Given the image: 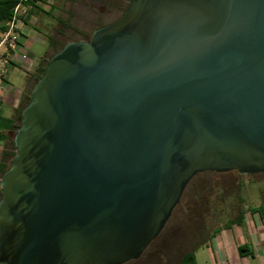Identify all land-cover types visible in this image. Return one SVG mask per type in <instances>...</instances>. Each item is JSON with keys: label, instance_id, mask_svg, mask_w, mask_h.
<instances>
[{"label": "water", "instance_id": "1", "mask_svg": "<svg viewBox=\"0 0 264 264\" xmlns=\"http://www.w3.org/2000/svg\"><path fill=\"white\" fill-rule=\"evenodd\" d=\"M0 182V264H125L195 176L264 173V0H130L54 54Z\"/></svg>", "mask_w": 264, "mask_h": 264}, {"label": "rangeland", "instance_id": "2", "mask_svg": "<svg viewBox=\"0 0 264 264\" xmlns=\"http://www.w3.org/2000/svg\"><path fill=\"white\" fill-rule=\"evenodd\" d=\"M129 1L60 0L53 7L37 8L33 14L37 23L35 28L44 35L45 40L35 41L32 45L26 40L23 42L30 47L33 61L39 62L44 57L40 64L41 67L46 66L55 51L65 43L91 37L100 27L119 19ZM28 37L31 38V35ZM37 75L34 69H9L7 81L11 91L24 88L19 109L25 107V101L36 85ZM9 113L10 110L3 107L2 114ZM3 149L6 152L12 150L10 141L5 143ZM263 204L264 173L241 175L238 172H204L190 184L181 204L159 237L139 259L127 264H179L182 255L191 250L200 256L203 252L200 247L219 228L234 220L241 211L247 212Z\"/></svg>", "mask_w": 264, "mask_h": 264}, {"label": "crops", "instance_id": "3", "mask_svg": "<svg viewBox=\"0 0 264 264\" xmlns=\"http://www.w3.org/2000/svg\"><path fill=\"white\" fill-rule=\"evenodd\" d=\"M60 0H54V4H57ZM54 4L51 6L53 7ZM35 17L30 20L29 31L25 34L23 41H28L29 45L34 44L35 41L41 42L44 39L39 30L35 27ZM31 35V38L28 37ZM28 46V45H27ZM50 43L49 51L50 52ZM30 49V47H28ZM53 48V46H52ZM39 62H33L34 74H38V70L41 67V61L44 57L40 58ZM22 69V68H18ZM29 79V78H28ZM35 79V78H32ZM29 81V80H28ZM28 83V82H27ZM26 83V84H27ZM26 86V85H25ZM24 88L20 90L11 89L7 92L3 100H0V117L11 119L16 116L18 105L21 101ZM3 107L10 110L9 115H3ZM4 134L7 131L0 130ZM7 141L0 137V160L4 153L3 147ZM3 149V150H2ZM256 211H252V209ZM249 211L245 212L242 219L238 223L220 229L217 233L213 234L201 247L203 250L199 256L196 253V260L198 264H264V204L259 207H252ZM246 247L253 253L250 255H242L240 248ZM201 257V258H200Z\"/></svg>", "mask_w": 264, "mask_h": 264}, {"label": "built area", "instance_id": "4", "mask_svg": "<svg viewBox=\"0 0 264 264\" xmlns=\"http://www.w3.org/2000/svg\"><path fill=\"white\" fill-rule=\"evenodd\" d=\"M17 1L10 19L5 23L4 28H0V100H3L10 90L7 79L11 67L27 71L33 69V62L30 61L33 60L32 54L23 42V38L29 31L35 9L51 7L54 4V0Z\"/></svg>", "mask_w": 264, "mask_h": 264}, {"label": "trees", "instance_id": "5", "mask_svg": "<svg viewBox=\"0 0 264 264\" xmlns=\"http://www.w3.org/2000/svg\"><path fill=\"white\" fill-rule=\"evenodd\" d=\"M17 2H18L17 0H0V28H4L5 23L10 19L11 15H12V11H13L14 7L16 6ZM128 7H129V5L127 6V8L124 9L123 14L128 9ZM123 14H122V16H123ZM91 37H84V38H82L80 40H89ZM80 40H78V41H80ZM68 43H70V42H68ZM68 43H65L64 45H62L59 49H57L55 51V53H57L58 51L63 49ZM48 62H47V65H48ZM47 65L40 67V69L38 70V75H37L35 83H37L38 80L43 76ZM30 96H31V94L27 97V99L25 101V107L30 102ZM25 107L23 109H19L18 108L17 114H16V116L14 118L6 119V118H3V117H0V130L7 131V134H4L3 132L0 131V137L2 139L6 140L7 143L10 141V143L12 144V150L8 151V152L4 151V153L2 155V158L0 160V182H1V179H2L3 175L5 174L7 169L9 168L10 162L14 158L15 153H16V146H15V142H14V136H15L16 132L18 131V129L20 128L21 124H22L23 110L25 109ZM11 136H13V140H11ZM232 172H236V171H232ZM205 173H210V174H228V173H231V172H227V173L205 172ZM201 174H198L197 176H195L193 178V180L189 183V185L187 186V188H186V190H185V192H184V194H183V196L181 198L180 204H181L182 199H183L188 187L190 186V184L193 183L195 181V179ZM241 175H243V174H241ZM1 197H2V194H1V189H0V200H1ZM176 208H175V210H176ZM252 211H256V209L253 208ZM244 213L245 212L241 211L240 214L234 220H231L229 223H227L223 227L219 228L215 233H217L220 229H223V228H226V227L232 225L233 223L240 222L241 219H242V216L244 215ZM240 253L242 255H250V256L253 255L252 251L250 249H247L246 247H241L240 248ZM179 264H198L197 260H196V253L194 252V250L185 252L182 255V257H181V260H180Z\"/></svg>", "mask_w": 264, "mask_h": 264}, {"label": "flooded vegetation", "instance_id": "6", "mask_svg": "<svg viewBox=\"0 0 264 264\" xmlns=\"http://www.w3.org/2000/svg\"><path fill=\"white\" fill-rule=\"evenodd\" d=\"M236 172H237V171H236ZM163 230H164V229H163ZM160 234H161V233H160ZM158 237H159V236H158ZM158 237H157V238H158ZM150 245H151V244H150ZM150 245H149V246H150ZM149 246H148V247H149ZM148 247H147V248H148ZM147 248H146V250H147ZM146 250H145V251H146ZM145 251H144V252H145ZM144 252L142 253V255L144 254ZM142 255H141V256H142ZM141 256H140V257H141ZM140 257H139V258H140ZM139 258H138V259H139ZM136 260H137V259H136ZM131 261H135V260H131ZM131 261H129V262H131ZM129 262H127V263H129ZM127 263H125V264H127Z\"/></svg>", "mask_w": 264, "mask_h": 264}]
</instances>
